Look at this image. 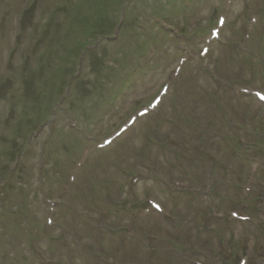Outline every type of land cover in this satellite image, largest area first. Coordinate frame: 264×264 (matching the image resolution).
Returning <instances> with one entry per match:
<instances>
[{"label":"rangeland","instance_id":"1","mask_svg":"<svg viewBox=\"0 0 264 264\" xmlns=\"http://www.w3.org/2000/svg\"><path fill=\"white\" fill-rule=\"evenodd\" d=\"M231 2L0 0V227L7 225L0 235L17 245L5 248L6 264H192L190 257L264 264V105L242 92H264V0ZM168 13L174 34L149 24ZM223 14L219 40L201 58ZM250 16L259 19L248 32L259 60L250 56L251 38L244 39ZM137 24L149 27L153 40L142 41ZM186 56L192 57L175 80ZM165 85L157 109L97 149ZM242 137L245 149L260 141L261 158L236 148ZM255 159L261 166L253 175ZM196 178L198 201L173 194L174 209L172 182L195 185ZM204 192L221 215L244 207L251 224L214 219ZM147 199L194 222L172 230L155 210L143 213ZM194 238L210 253L208 263L193 256ZM247 242L252 248L244 252Z\"/></svg>","mask_w":264,"mask_h":264},{"label":"trees","instance_id":"2","mask_svg":"<svg viewBox=\"0 0 264 264\" xmlns=\"http://www.w3.org/2000/svg\"><path fill=\"white\" fill-rule=\"evenodd\" d=\"M141 36H142V41L144 40L146 42V44L148 43L149 39L151 38V37H148L146 34H142ZM87 45H90V44L88 43V41H85L82 45V48H85V46H87ZM108 56L111 59L114 56V54L112 53V55H108ZM98 78H101V77H98Z\"/></svg>","mask_w":264,"mask_h":264},{"label":"snow or ice","instance_id":"3","mask_svg":"<svg viewBox=\"0 0 264 264\" xmlns=\"http://www.w3.org/2000/svg\"><path fill=\"white\" fill-rule=\"evenodd\" d=\"M158 207V206H157Z\"/></svg>","mask_w":264,"mask_h":264}]
</instances>
